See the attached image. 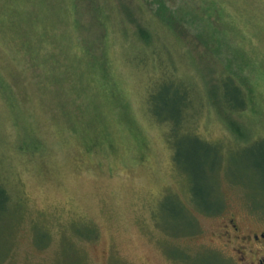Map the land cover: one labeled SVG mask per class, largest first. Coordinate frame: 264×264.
I'll list each match as a JSON object with an SVG mask.
<instances>
[{
	"label": "rangeland",
	"instance_id": "rangeland-1",
	"mask_svg": "<svg viewBox=\"0 0 264 264\" xmlns=\"http://www.w3.org/2000/svg\"><path fill=\"white\" fill-rule=\"evenodd\" d=\"M263 156L264 0H0V264H236Z\"/></svg>",
	"mask_w": 264,
	"mask_h": 264
},
{
	"label": "trees",
	"instance_id": "trees-1",
	"mask_svg": "<svg viewBox=\"0 0 264 264\" xmlns=\"http://www.w3.org/2000/svg\"><path fill=\"white\" fill-rule=\"evenodd\" d=\"M228 80H232L233 81V78H227ZM238 88V90L242 93V95H243V97H244V99H245V96H244V94H243V92L241 91V89L239 88V87H237ZM232 99H230V100H228V103L227 104H225L226 106H227V110L228 111H230V110H232V111H234V112H243L245 109H246V106H247V101L245 100V101H243L240 105H238V106H235V104L233 105L232 104V101H231ZM165 103H167V102H165ZM164 103V104H165ZM149 108H150V112L152 113V115L159 121V122H162V123H168L169 125H170V123H171V125H172V122L174 123V126L175 127H179V128H181V124H183V120L181 121V118H180V113H179V111H180V109H177V110H175L173 107H172V105L170 104L169 105V103H167L166 105L168 106H170L171 107V109H172V111H173V114L175 115H173V116H160L158 113H157V109L156 108H158V106H157V101H156V98H155V96H154V94H150V97H149ZM166 106V107H167ZM184 119V118H183ZM172 121V122H171ZM170 125V130H171V134H172V136H171V138H170V142L172 143V145L174 146V137L175 136H178L179 134H176L177 132H176V130H175V127H173V125L171 126ZM192 137H196V136H192ZM198 149L200 150V151H204V153H203V155L205 154V153H209V151H207V150H212V151H214L215 153H216V151H217V149H218V147H214L213 145H211V144H209V143H206V142H198ZM180 146V145H179ZM179 146H174V148H175V161H176V163L179 165V166H181V167H184L185 168V166L184 165H182L185 161H186V159H184V157H182V154H181V150H180V147ZM205 156H207V154H205ZM205 160H207V161H210L209 160V157L208 158H206ZM262 160H263V163H264V156H263V158H262ZM183 161V163H181ZM211 162V161H210ZM206 165H207V163H206ZM201 166H202V168L204 169H202V168H200V164H199V166H198V175H199V173H200V175H201V177L202 176H204V177H207L208 176V173H207V171H209L210 170V176L211 175H213V177L215 176V174H216V170H215V168H214V164L213 163H211L209 166H208V168L204 165V164H201ZM202 173V174H201ZM199 175V176H200ZM201 177H200V179H198V176H197V178H195V180H193L192 181V184H191V186H192V190L194 189V187L197 185V182L200 180H204V179H201ZM190 183H191V181H190ZM194 191H195V193H197L196 195H197V197H199L200 198V196L202 197L203 195H199L198 194V191H197V189H194Z\"/></svg>",
	"mask_w": 264,
	"mask_h": 264
},
{
	"label": "flooded vegetation",
	"instance_id": "flooded-vegetation-1",
	"mask_svg": "<svg viewBox=\"0 0 264 264\" xmlns=\"http://www.w3.org/2000/svg\"><path fill=\"white\" fill-rule=\"evenodd\" d=\"M230 222L229 231L226 232L229 238L228 243H230L228 245H233V238L239 241V246L232 247L237 255L236 264H264V231H248L245 234L234 219Z\"/></svg>",
	"mask_w": 264,
	"mask_h": 264
}]
</instances>
